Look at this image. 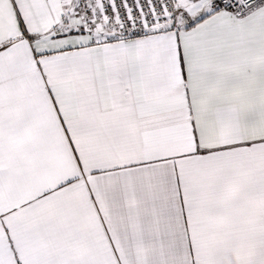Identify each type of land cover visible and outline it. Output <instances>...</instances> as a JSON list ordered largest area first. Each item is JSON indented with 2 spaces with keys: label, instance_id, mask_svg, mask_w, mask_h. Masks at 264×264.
I'll use <instances>...</instances> for the list:
<instances>
[{
  "label": "snow or ice",
  "instance_id": "snow-or-ice-1",
  "mask_svg": "<svg viewBox=\"0 0 264 264\" xmlns=\"http://www.w3.org/2000/svg\"><path fill=\"white\" fill-rule=\"evenodd\" d=\"M0 264H264V0H0Z\"/></svg>",
  "mask_w": 264,
  "mask_h": 264
}]
</instances>
